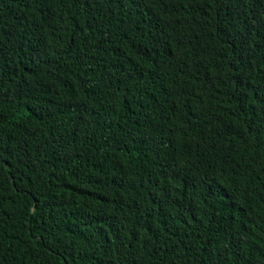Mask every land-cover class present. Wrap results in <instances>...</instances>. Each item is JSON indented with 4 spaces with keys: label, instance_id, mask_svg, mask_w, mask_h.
<instances>
[{
    "label": "trees",
    "instance_id": "1",
    "mask_svg": "<svg viewBox=\"0 0 264 264\" xmlns=\"http://www.w3.org/2000/svg\"><path fill=\"white\" fill-rule=\"evenodd\" d=\"M0 264H264V0H0Z\"/></svg>",
    "mask_w": 264,
    "mask_h": 264
}]
</instances>
